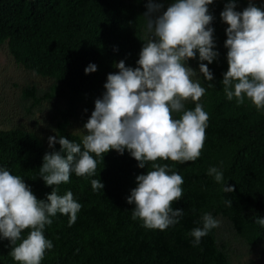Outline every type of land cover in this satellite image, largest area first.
Returning a JSON list of instances; mask_svg holds the SVG:
<instances>
[{"label": "trees", "instance_id": "trees-1", "mask_svg": "<svg viewBox=\"0 0 264 264\" xmlns=\"http://www.w3.org/2000/svg\"><path fill=\"white\" fill-rule=\"evenodd\" d=\"M0 0V44L47 80L48 149L0 130V264H232L264 257V0ZM156 52V59L153 57ZM157 64V65H156ZM162 73L142 127L132 97ZM95 113L111 148L68 132ZM235 247V246H234Z\"/></svg>", "mask_w": 264, "mask_h": 264}, {"label": "rangeland", "instance_id": "rangeland-1", "mask_svg": "<svg viewBox=\"0 0 264 264\" xmlns=\"http://www.w3.org/2000/svg\"><path fill=\"white\" fill-rule=\"evenodd\" d=\"M151 9L153 16L159 20L170 22L174 27L189 15L192 5L182 9L161 6L157 0H144ZM156 59V52L153 50ZM157 65V64H156ZM26 85H35L43 89L47 80L32 72L24 70L16 64L8 53L5 44H0V130L20 128L31 132L48 149L54 140V131L48 126L49 105L43 104L40 112L34 111L33 116L25 114L19 100L21 89ZM162 86V73L155 69L154 75L142 82L139 93L132 97V112L127 121L129 132L134 135L136 128L142 127L146 116L154 107V99ZM121 123V118L114 113L98 116L92 113L85 124L74 123L68 127V132L78 136L91 148H111L114 142V130ZM235 246V247H234ZM232 264H264V257L258 258L255 253H248L232 247Z\"/></svg>", "mask_w": 264, "mask_h": 264}]
</instances>
